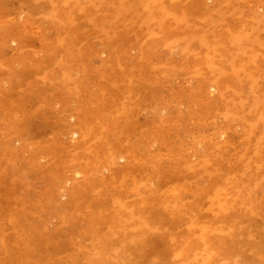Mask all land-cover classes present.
I'll return each mask as SVG.
<instances>
[{
	"label": "rangeland",
	"instance_id": "obj_1",
	"mask_svg": "<svg viewBox=\"0 0 264 264\" xmlns=\"http://www.w3.org/2000/svg\"><path fill=\"white\" fill-rule=\"evenodd\" d=\"M0 264H264V0H0Z\"/></svg>",
	"mask_w": 264,
	"mask_h": 264
}]
</instances>
